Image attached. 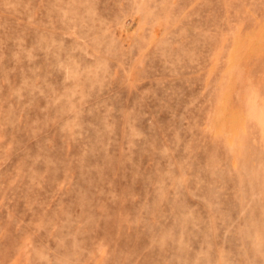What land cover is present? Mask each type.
<instances>
[{"label":"rangeland","instance_id":"rangeland-1","mask_svg":"<svg viewBox=\"0 0 264 264\" xmlns=\"http://www.w3.org/2000/svg\"><path fill=\"white\" fill-rule=\"evenodd\" d=\"M0 264H264V0H0Z\"/></svg>","mask_w":264,"mask_h":264}]
</instances>
